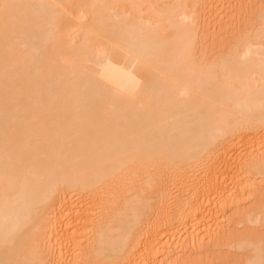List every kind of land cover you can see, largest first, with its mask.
Listing matches in <instances>:
<instances>
[{
    "label": "bare ground",
    "instance_id": "bare-ground-1",
    "mask_svg": "<svg viewBox=\"0 0 264 264\" xmlns=\"http://www.w3.org/2000/svg\"><path fill=\"white\" fill-rule=\"evenodd\" d=\"M231 1L0 0V264H189L233 240L214 229L264 176V0L221 57L196 34ZM256 235L232 264H264Z\"/></svg>",
    "mask_w": 264,
    "mask_h": 264
},
{
    "label": "rangeland",
    "instance_id": "rangeland-1",
    "mask_svg": "<svg viewBox=\"0 0 264 264\" xmlns=\"http://www.w3.org/2000/svg\"><path fill=\"white\" fill-rule=\"evenodd\" d=\"M235 1H236V5L238 4L237 9L235 6H233ZM235 1L233 0L230 2V3H233L232 5H230V6H232V8H230V10L227 7H224L225 10L224 9L220 10L214 18L213 17H212V19L209 18V20L206 22L207 24L205 23L204 25H201L200 28H198L199 30H198V33L196 32V34H198L197 42L199 44H197V45H199L198 50L200 49L199 51L201 54L199 53V51H198V54H200L199 56H202L201 59L203 58L206 61V60H208V58L209 59L212 57L217 58V56L218 57L220 55L222 56V54L224 55L225 52L231 50L232 49L231 47H233V45L237 41L239 32L247 29L248 26L250 24H252V22L254 21L253 18L256 17L255 14H256V11L258 10L257 5L259 6L260 4H262V0H260V1L259 0H252V1L247 0L250 3L246 2V0H245V2H244V0H235ZM228 7H229V5H228ZM219 17H220V20H219ZM211 21H212V23H211ZM213 21H214V23H213ZM222 23L226 24V25L224 26ZM226 26L227 27L230 26V29L228 28L229 29L228 33H226V31L224 30V27H225V29H227ZM183 173H185V172H183ZM247 178H249V179H247L244 183V186H245L244 191L242 192L241 195L236 197L237 199L240 197L238 199L240 201L235 199V202H237V204L240 202L239 207H238V205H236L239 209L238 208L236 209L234 206V208L231 210L232 212L230 211L229 215H227L226 218L222 219L223 221H221V222L223 224L220 222L221 224L219 223L218 226L215 227V225H214V227H215L214 233H215V231L217 233L220 230H223V231L225 230V232L227 234L231 233V235L233 236V240L225 241V243L222 240L218 245L219 248L216 247L215 250L209 249V251L206 250L203 252L202 249H196L195 251H193L192 253L187 255L188 257H186V259H181L182 261L185 260L189 264H225V262L226 263L229 262L230 264H232L234 262V260H236V259L239 260L238 258L241 259L244 256L248 257L249 254L252 253L249 251L248 255H247L246 254L247 252L245 253L241 250L239 251L235 245L230 246V243L232 244L233 242L241 241L242 238L244 236H246L247 234H252V235H256V234L262 235L263 234L264 235V228H263L264 225L262 226L261 224H256V223L254 224L253 219L245 218V216L243 214H237V212L243 213L244 211H246V209H248L249 207H251L253 205L259 206L262 208L264 207V201H263L264 200V176L257 178V177H254L252 174H247ZM175 181L176 180H174L172 182L170 181V183H168L169 187L168 186L167 187L169 190H171L170 193L174 189H175L174 192H176L178 182H175ZM231 183L229 182L230 186L229 185H227V186L233 188L234 184H233V182H231ZM253 184H255L254 186H256V189L259 188L258 193L262 194V195H260V197H257V195H256L255 197H257V199L254 197V193H253V195H249V194H252V192L249 191V190H251L249 187ZM172 186L175 188H173ZM174 192H172V194ZM260 199H262V200L260 201ZM234 209H236V210L234 211ZM236 215H238V216H236ZM232 220H233V222L235 221L236 224L233 225L232 222L229 223ZM219 225H220V227H219ZM222 242H223V245H222ZM224 244H225V246L227 244L228 247L227 246L225 247ZM162 259L158 260V263L163 262L164 260H162ZM175 260L176 259L174 258L171 261H175ZM237 260L235 262H237ZM244 260H246V259H244ZM244 260H242V261H244ZM67 261H69V262H67ZM67 261H66V264L67 263L73 264V263H75V258H73V256H70L67 259ZM177 262H179V261H177ZM76 264H83V261H79Z\"/></svg>",
    "mask_w": 264,
    "mask_h": 264
}]
</instances>
